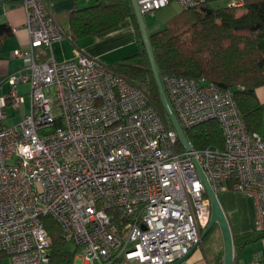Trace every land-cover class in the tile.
I'll list each match as a JSON object with an SVG mask.
<instances>
[{"label": "built area", "instance_id": "obj_1", "mask_svg": "<svg viewBox=\"0 0 264 264\" xmlns=\"http://www.w3.org/2000/svg\"><path fill=\"white\" fill-rule=\"evenodd\" d=\"M19 1L29 49L13 50L28 62L6 74L10 87L0 91V258L49 264L41 217L50 215L81 264L170 263L210 215L195 161L215 193L253 199V229L264 231V134L246 128L230 89L161 76L183 129L211 118L222 129L221 149L187 150L144 88L111 67L80 51L36 61L34 46L50 47L66 33L48 0ZM136 1L145 13L172 0ZM173 1L186 8L202 0ZM23 104L18 124H4L7 110Z\"/></svg>", "mask_w": 264, "mask_h": 264}, {"label": "trees", "instance_id": "obj_2", "mask_svg": "<svg viewBox=\"0 0 264 264\" xmlns=\"http://www.w3.org/2000/svg\"><path fill=\"white\" fill-rule=\"evenodd\" d=\"M5 1L10 0H1L3 3ZM220 1L202 0L195 6L179 8L162 28L150 32L154 57L161 76L171 73L230 89L246 128L264 134V105L255 92L256 87L264 85V0H243L242 7L231 5V0H226L225 4H220ZM125 17L131 18L141 42L130 0H96L93 4L72 9L68 16L69 37L75 40L109 30ZM12 33L11 25L1 21L0 48ZM49 54L50 47L44 44L33 48L36 61L45 59ZM109 67L142 86L166 123L171 125L142 43L137 51ZM5 77L0 80V84ZM183 130L195 149L223 147L224 135L215 118ZM41 220L49 235V264H73L75 251L64 249L66 239L58 222L50 215H43ZM215 230L219 231L216 223L200 244L203 246L208 243L203 247V252L209 264H222V250L216 252L213 249V253L207 254L208 249L212 248L209 235ZM262 236L264 231L256 229L232 232L234 255L245 244ZM257 261L264 264V260Z\"/></svg>", "mask_w": 264, "mask_h": 264}, {"label": "crops", "instance_id": "obj_3", "mask_svg": "<svg viewBox=\"0 0 264 264\" xmlns=\"http://www.w3.org/2000/svg\"><path fill=\"white\" fill-rule=\"evenodd\" d=\"M48 1L49 8L54 18L61 24L66 33L62 38L53 41L51 45L54 53L56 52L58 57H60L58 58V61L71 58L74 56L75 51H80L94 58L96 62L108 66L110 63L116 62L117 59H122L140 48L141 42L137 37V32L130 17H125L117 26H115V28H111V30L71 40L68 29L69 12L76 7L78 8L93 4L96 0ZM19 2V0H10L7 2L5 1V3H0V22L7 21L12 27L13 33L9 36V42L6 46V50H11V52L16 48L21 49L23 52H27L29 49L28 34L23 25L24 10ZM120 26H123V29L128 31V37L122 39L117 38L119 33L116 32H118L117 29ZM7 39L8 37L4 40L0 48L1 50ZM125 44L127 45L125 46ZM113 51L115 54L110 56L109 54ZM16 58H18V60H23L20 65H17L19 67L16 70L26 68L28 58ZM18 60L16 59V61ZM12 71L15 70H8L7 73ZM255 92L262 102V105H264V85L256 87ZM22 107L23 111H25V104H23ZM262 120H264V109H262ZM216 194L229 222L231 233H240L253 229L252 224L254 222L255 208L254 202L250 200V197L243 195L238 191H231L228 189H221ZM210 246L213 247L216 252L222 250L223 253L221 245L218 246L217 244L211 243ZM254 260H264V236L245 244L234 255V264H249ZM186 264H209L206 260L205 253L203 252V247L197 246L186 259Z\"/></svg>", "mask_w": 264, "mask_h": 264}, {"label": "water", "instance_id": "obj_4", "mask_svg": "<svg viewBox=\"0 0 264 264\" xmlns=\"http://www.w3.org/2000/svg\"><path fill=\"white\" fill-rule=\"evenodd\" d=\"M130 4L132 7V11L136 20V24L138 26V30L140 33L141 43L142 46L146 52L150 69L156 84V87L158 89L159 97L162 103V106L164 108V111L166 113V116L171 124V126L174 128V130L177 133V136L180 140V142L183 144V146L190 150L191 146L185 136L183 128L180 126L178 119L169 103V100L167 98L163 82L161 79V75L159 72V68L157 66L154 53L152 50V46L149 40V32L147 31V28L145 26L143 13L139 9V6L137 4L136 0H130ZM196 169L198 172L199 177L201 178L204 187L206 195L209 199L210 204V215L208 222L206 226L204 227L202 233L199 235L198 239L195 241V243L188 249V251L182 255L181 257L177 258L176 260L167 263V264H181L183 261H185L190 254L196 249L197 246L200 245L204 235L212 228V226L216 223L219 227V231L221 234V240H222V264H233V258H234V248H233V241H232V233L229 226V222L227 220V217L224 213V210L221 206V203L218 199L217 194L214 192V190L211 188L209 182L207 181L201 167L195 161Z\"/></svg>", "mask_w": 264, "mask_h": 264}, {"label": "rangeland", "instance_id": "obj_5", "mask_svg": "<svg viewBox=\"0 0 264 264\" xmlns=\"http://www.w3.org/2000/svg\"><path fill=\"white\" fill-rule=\"evenodd\" d=\"M225 2H226V0H222L219 3L220 4H225ZM178 10H179L178 5L176 4L175 1L172 0L168 4H166L165 6H163L161 8H158V9H156L153 12H145V13H143V18H144V22H145V26L147 28V31L150 33V32H153L155 30H158V29L162 28V26L165 23V21L170 16H172L175 12H177ZM109 30H111V29H109ZM117 30H118V32H116V33H119V36L117 37L118 39H122V38L128 37V31H125L123 29V26H120ZM8 42H9V37L5 41V43L3 45V49L2 50L0 49L1 50V52H0V79H2L5 76V74L8 72V70H11V69L16 70L19 67L17 65H20V63L23 62V60H18V58H16L14 56L13 51L11 52V50H6V46H7ZM52 43H51V45H52ZM51 45H50V53L52 54L53 58L56 61H58V58H60V57H58V54H56V52L54 53V51L51 48ZM126 45L127 44H125V46ZM25 53H27V52H25ZM114 54H115V52L113 51L109 55L113 56ZM16 59L18 61H16ZM119 60H121V58L117 59L116 62L119 61ZM14 61H15V63H14ZM60 61H62V60H60ZM109 62H113V61H109ZM111 64H113V63H110V65ZM22 70H23V68H22ZM9 87H10L9 84L5 80H3L1 82V84H0V91H5ZM19 89L20 90H24V86H19ZM22 112H23V107L22 106L17 107V108H9L7 110L8 117L3 120V123L7 124V125H16V124H18V122L21 119ZM231 191H233V190H231ZM250 200L253 202L252 198H250ZM252 226H253V224H252ZM209 241L212 244H217L218 246L221 245V236H220L218 230L212 231L210 233ZM207 244L208 243H204L203 246L201 244L199 246L204 247ZM64 249L67 250V251H71V252L75 251L74 242L71 239H66L65 244H64ZM213 251H214L213 247L209 248L208 251H207V254L210 255L211 253H213ZM9 260H10V258L8 256H2L0 258V264H8ZM73 262L75 264H81L80 256L79 255H75V252H74Z\"/></svg>", "mask_w": 264, "mask_h": 264}]
</instances>
